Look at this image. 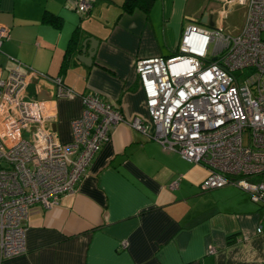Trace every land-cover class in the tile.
I'll list each match as a JSON object with an SVG mask.
<instances>
[{"label":"crops","instance_id":"1","mask_svg":"<svg viewBox=\"0 0 264 264\" xmlns=\"http://www.w3.org/2000/svg\"><path fill=\"white\" fill-rule=\"evenodd\" d=\"M74 1L0 0V26L8 31L2 76L18 64L31 77L25 95L44 102L61 142L71 140L83 94H99L128 119L147 117L135 61L173 55L188 22L223 28L229 6L152 0L145 13L124 12L125 0H95L81 14ZM92 45L87 65L77 57ZM55 78L76 94L57 96ZM208 173L115 124L72 194L51 208H31L25 253L2 264H264V206L233 184L202 190Z\"/></svg>","mask_w":264,"mask_h":264},{"label":"built area","instance_id":"2","mask_svg":"<svg viewBox=\"0 0 264 264\" xmlns=\"http://www.w3.org/2000/svg\"><path fill=\"white\" fill-rule=\"evenodd\" d=\"M94 1L75 0L74 10L83 14ZM221 1L247 7L240 34L187 25L173 55L135 61L147 117L128 119L99 94H83L69 142L49 127L44 102L26 97L31 77L18 64L2 76L0 66V264L25 253L31 208H51L72 194L119 123L204 166L202 190L233 184L264 206V0ZM7 37L0 26V47ZM244 69L240 83L236 72ZM52 81L57 96L76 94L60 78Z\"/></svg>","mask_w":264,"mask_h":264},{"label":"rangeland","instance_id":"3","mask_svg":"<svg viewBox=\"0 0 264 264\" xmlns=\"http://www.w3.org/2000/svg\"><path fill=\"white\" fill-rule=\"evenodd\" d=\"M219 6V5H218ZM217 6V7H218ZM215 8L217 15L219 14V7ZM213 7L209 8L208 11L210 12ZM214 9V10H215ZM224 9V6H223ZM227 10L226 16L224 17L225 19L223 20V31L230 34V35H236L240 34L245 23L246 19V14H247V7L245 5L239 4V3H234L230 4ZM190 23L189 25H194L198 27L199 29H203L206 31H211L213 28L209 27L208 25L204 24L201 22V19H197L196 21H191L188 22ZM187 23V25H188ZM172 55V54H171ZM249 74V71L247 69L244 70H238L236 72V75H238V81L241 83L245 81L246 76ZM262 82L264 83V75L261 77Z\"/></svg>","mask_w":264,"mask_h":264},{"label":"trees","instance_id":"4","mask_svg":"<svg viewBox=\"0 0 264 264\" xmlns=\"http://www.w3.org/2000/svg\"><path fill=\"white\" fill-rule=\"evenodd\" d=\"M152 4V0H125L122 9L124 12H130L134 7H138L143 12H148ZM66 56L68 55V50L66 52ZM66 61V57L65 60ZM65 64V62H63Z\"/></svg>","mask_w":264,"mask_h":264},{"label":"water","instance_id":"5","mask_svg":"<svg viewBox=\"0 0 264 264\" xmlns=\"http://www.w3.org/2000/svg\"><path fill=\"white\" fill-rule=\"evenodd\" d=\"M93 40H94V38H89V41L92 42ZM85 43L86 42H84V44ZM96 49H97V45H92L91 50L88 51V56L83 55L82 58L78 56L77 59L80 60L81 62L87 64V65H90L91 60H92L91 58L95 54Z\"/></svg>","mask_w":264,"mask_h":264}]
</instances>
